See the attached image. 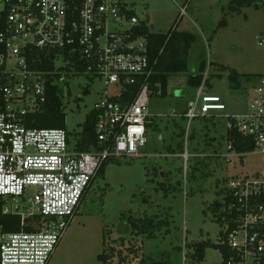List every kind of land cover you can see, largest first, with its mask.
<instances>
[{"label": "built area", "instance_id": "built-area-1", "mask_svg": "<svg viewBox=\"0 0 264 264\" xmlns=\"http://www.w3.org/2000/svg\"><path fill=\"white\" fill-rule=\"evenodd\" d=\"M185 13L183 6L180 17ZM142 24L148 27L129 0H0V198L3 214L19 218V230L0 225V264H49L103 165L142 154L149 98L163 93L161 83L152 84ZM259 44L264 46V33ZM209 73L207 67L196 101L183 115L186 143L195 119L227 110L222 96L205 91ZM72 76L117 88L93 109L95 141L87 150L78 145L82 132L73 137L66 127L31 126L53 88L63 101L62 84ZM136 85L134 99H122ZM246 93L248 109L226 115L228 130L251 138L253 152L264 155V74ZM230 151L228 157L242 156ZM182 156L186 168L190 154ZM223 189L226 205L213 215L221 226L217 243L232 251L225 264L264 262V172L229 177ZM223 212L231 214L219 222Z\"/></svg>", "mask_w": 264, "mask_h": 264}, {"label": "rangeland", "instance_id": "rangeland-1", "mask_svg": "<svg viewBox=\"0 0 264 264\" xmlns=\"http://www.w3.org/2000/svg\"><path fill=\"white\" fill-rule=\"evenodd\" d=\"M129 1L149 30L157 33H167L181 8L186 7L177 29L196 36L188 56L189 71L168 79L166 96L149 98L151 122L142 154L109 160L49 264H104L98 256L111 246L116 253L112 264L122 259L123 264H137L143 255L156 264H219L223 255L216 247L207 248L203 263L192 259L193 244L219 241L221 226L209 207L220 199L229 177L264 172L260 152L227 156L226 116L247 111L246 89L258 82L257 75L264 74V46L259 44L264 33V0H257L258 7L242 8L240 13L229 9L231 0ZM224 18L227 26H219ZM203 61L213 63L205 91L222 96L228 108L195 119L186 143L188 122L183 115L196 101L199 89L188 80L198 73ZM218 65L227 67L222 77L218 76ZM229 68L243 75L241 88L230 87ZM249 75L255 79L248 80ZM67 80L62 84L66 128L76 137L95 105L117 88L105 89L104 82L90 76ZM180 90L184 91L181 96ZM185 150L190 154L186 168ZM130 218L168 221L169 226L153 230V237L137 236L128 224ZM132 244L139 247L135 258L130 251Z\"/></svg>", "mask_w": 264, "mask_h": 264}, {"label": "trees", "instance_id": "trees-1", "mask_svg": "<svg viewBox=\"0 0 264 264\" xmlns=\"http://www.w3.org/2000/svg\"><path fill=\"white\" fill-rule=\"evenodd\" d=\"M189 1L190 0H186V2ZM185 5H187V3H185ZM251 6L258 7L257 0H231L229 9L232 12L240 13L242 8ZM179 18L175 21V23L167 33L150 32L149 28L145 24H142L140 30V33L143 36H146L149 40L150 58L155 71L151 79L152 84L154 85L157 82L161 83L163 89V96L167 95L168 79L172 75L186 73L189 71L188 56L193 43L196 41L195 34L188 31H180L177 29ZM219 26L226 27L227 20L225 18L222 19L220 21ZM218 67V76L222 77V71L227 70V67L223 65H218ZM205 69L206 63L203 61L200 64L198 73L190 76L188 80L189 84L195 87H200L204 79ZM242 76L243 75L238 73L236 70H232L229 68L228 79L230 82V87L241 88ZM261 76L262 74L257 75L256 77L259 78ZM253 77L254 76L249 75L247 79H255ZM209 79L210 78L207 79L208 83ZM138 91V85L128 86L127 92L124 93L122 99L131 101L134 99ZM95 116V110H92L91 113L87 116V119L84 124V129L81 133L82 138L79 140L78 144L81 150H87L89 148V144L95 141ZM32 117L34 123H31V126L33 127H66V114L64 112L63 101L59 95V89L57 87L52 89L47 108L43 112L35 114ZM227 139L233 144L236 152L242 154V156H245L246 153L253 152L255 150V143L253 142V140L251 138L243 136L241 133L238 132L236 128L228 130ZM108 162L103 165L98 176L103 174ZM223 193L224 189L221 191V196L223 195ZM225 199L227 203H230V196H227ZM223 205H226V203H222L219 199L215 201L209 207V209L213 212V214H215L221 209ZM2 207L3 202L0 198V225H4L7 231L19 230V218L16 216L3 214ZM229 214H231V212L221 213L218 221L220 222L222 220V216L225 215L228 217ZM128 224L130 225L132 231L134 230V234H136L137 236L147 235L148 237L155 236L153 230L156 231L164 226H169L168 221L165 222L161 220L159 222H156L153 218L145 220H137L130 218V222ZM104 243L107 242L105 241ZM193 245L194 251L192 253V259H194L198 263H203L206 257V250L210 247H216L221 251L223 255V261L219 264H225L226 260L232 255V251L227 245L213 243L210 240L200 241ZM114 251L115 247H109L107 250L103 251V253L98 256L99 260H101L104 264H112L113 258L116 254ZM130 251L132 253V256L135 258L139 254V247L137 246L136 248L134 247V244H132ZM123 261V259L119 260L118 264H123ZM137 264H156V262L150 258L144 257L143 255ZM260 264H264V262H261Z\"/></svg>", "mask_w": 264, "mask_h": 264}, {"label": "crops", "instance_id": "crops-1", "mask_svg": "<svg viewBox=\"0 0 264 264\" xmlns=\"http://www.w3.org/2000/svg\"><path fill=\"white\" fill-rule=\"evenodd\" d=\"M180 30V29H179ZM180 31H182V30H180ZM151 32H153V31H151ZM155 33H157V32H155ZM207 67H210V70H211V68L213 67V64L212 63H208V65H206V69H207ZM206 69H205V71H206ZM210 74V73H209ZM207 84H208V82H207ZM227 104V103H226ZM227 108H228V106H227ZM192 124V123H191ZM249 153H252V152H249ZM249 153H246V154H249ZM228 154V153H227ZM245 154V155H246Z\"/></svg>", "mask_w": 264, "mask_h": 264}, {"label": "water", "instance_id": "water-1", "mask_svg": "<svg viewBox=\"0 0 264 264\" xmlns=\"http://www.w3.org/2000/svg\"><path fill=\"white\" fill-rule=\"evenodd\" d=\"M183 93H184V91H181V90L179 91V95H180V96H181Z\"/></svg>", "mask_w": 264, "mask_h": 264}]
</instances>
